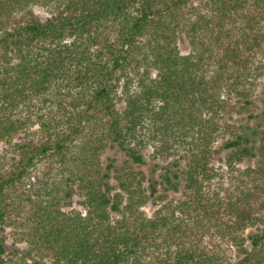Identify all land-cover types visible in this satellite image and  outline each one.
<instances>
[{"label":"trees","instance_id":"16d2710c","mask_svg":"<svg viewBox=\"0 0 264 264\" xmlns=\"http://www.w3.org/2000/svg\"><path fill=\"white\" fill-rule=\"evenodd\" d=\"M38 5L54 14L42 20ZM263 45L264 0H0V142L12 153L0 160V264L10 225L23 228L24 264H264V110L255 120L252 100ZM52 90L61 111L42 113ZM231 97L255 124L225 140L226 164L255 161L228 186L212 161ZM36 123L37 139L14 141ZM115 146L125 165L101 164ZM148 146L155 161L180 156L147 180L135 167ZM158 186L185 197L165 203ZM75 195L84 212L64 210ZM227 236L237 263L206 241Z\"/></svg>","mask_w":264,"mask_h":264},{"label":"rangeland","instance_id":"374dc122","mask_svg":"<svg viewBox=\"0 0 264 264\" xmlns=\"http://www.w3.org/2000/svg\"><path fill=\"white\" fill-rule=\"evenodd\" d=\"M202 1H204V3H202ZM206 0H192V4L193 6H203L205 5ZM33 10L35 12V14L38 15V17H40L42 20H45L47 18H49L52 14H54V12L52 11L53 9L51 8V6L47 5H41V6H34ZM178 47L179 50L181 52L182 55H188L191 52V46L189 43V39H187V37L184 34H181L178 38ZM262 51L261 53H259L257 55V65H261L264 66V45L262 47ZM258 80L256 81V88L254 89V97H253V101H254V115L257 117L258 122H260L261 120V112L262 110H264V75L263 76H258L257 77ZM136 85V84H135ZM59 90V89H58ZM63 91V90H62ZM62 91H56V90H52L51 93L49 91L48 98H49V102H55L53 105H51L50 103H47V107H43L42 106V113H45L47 111H51L53 110L56 111L57 114L60 113V109L58 106V101H60V97L59 94ZM63 94V93H61ZM57 96V98L55 99L54 96ZM47 98V96H46ZM56 100V101H55ZM230 106H235V109H233V111L230 114H227L225 116V121L222 122V126L224 125V123H226V125H230V128L227 129L226 127H223V132L220 134L219 138L217 139L216 143L214 144V149L218 150L219 152L216 153L214 156V159L212 161V165L215 169V171L217 172V174L220 176H225V185H230L229 179H227L226 174L229 175L231 174L232 176H239V172L237 169L239 170H243L248 166H254V160L249 161L246 160L243 163H238L235 165V169H233V172L230 171L229 166L226 164V156L229 153V150L226 149H222L223 148V144L225 142V140L227 138H230V136L232 134H234V132L236 131V129L238 130V132H241V127L245 128L247 126H254L255 124V120H250L249 117L247 116V114H238L236 109L240 106V104L237 103V99L236 97H231L230 98ZM36 105H39V101H37L35 103ZM238 104V105H237ZM118 108L119 109H123L124 108V103L123 102H118ZM21 110L23 111V115L25 116L26 114V108H24V106H22ZM57 119H60V117H58ZM24 134H29V136L32 139H37V135L41 134V129L40 126L36 123L34 125L31 126V128L29 130H26V132H21L15 139L14 141H18L21 136H23ZM9 145L6 142H0V160L1 162H5V157H7V161L5 163H10L11 160V156L12 153H9ZM152 152H153V148L151 146H148V148L143 150V153L145 155L146 160L148 161L149 165L148 166H141V167H135L136 171L138 172H143V174L145 175L146 179L148 180V178L150 177V173L151 170L153 168H156L154 165L155 164H159V167L156 168V175L160 176L163 171L165 166H167L169 162L173 161L174 158H178L180 156V153H176L178 155H175L170 157L168 160H157L155 161L152 158ZM109 159H114L116 161V164L118 166H124L126 163V157L124 155L123 152H121V150L115 146V147H108L106 149V151H104L100 157V162L103 165H107V163H109ZM182 166L185 165L184 161H181ZM174 168V167H173ZM146 180L145 182V186L148 187V181ZM116 184V180L113 178L112 179V185ZM159 188V193L157 194V196L161 195L162 193L166 194V199H165V203H169V201H173V202H180L184 199L185 197V190L184 188H180V190L178 192H174V191H170L165 193L162 189L161 186H158ZM115 192V191H114ZM81 202V198L78 195H75L72 200H71V206H65L64 210L69 211L71 209H77L80 211H83V208L80 205ZM159 208V205H155L153 200H149V202L141 209L142 211L145 212V215L147 217H152L155 213V211ZM84 212V211H83ZM256 230V228H249L246 230V232L244 233L245 236L249 235L251 232H254ZM23 232V228L19 229L18 227H16L15 225H10L8 227H6V231L4 233V237L6 240V244H7V256L6 259L10 262L9 264H24L22 262V260L20 259V257L22 256V251L23 250H27L28 249V244L27 242L23 239L20 240V236ZM217 245V249L219 247L222 248V250L225 251L224 256L228 259V261H231L233 263H237L240 261V255L237 254V248L235 247V245L232 243L231 239L229 236L225 237L224 239L221 240L218 238H207L206 241H208V243H211V241ZM247 246H250L249 241L247 242ZM21 262V263H20ZM25 264H33L32 261H28ZM38 264H52L51 260L49 258L43 260V262H39Z\"/></svg>","mask_w":264,"mask_h":264}]
</instances>
